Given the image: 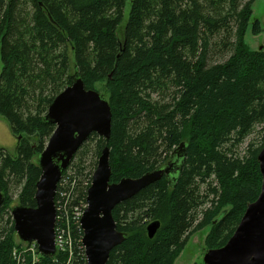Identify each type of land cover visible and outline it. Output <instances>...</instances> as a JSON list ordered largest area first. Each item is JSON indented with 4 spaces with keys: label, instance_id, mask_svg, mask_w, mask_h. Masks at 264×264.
<instances>
[{
    "label": "trees",
    "instance_id": "trees-1",
    "mask_svg": "<svg viewBox=\"0 0 264 264\" xmlns=\"http://www.w3.org/2000/svg\"><path fill=\"white\" fill-rule=\"evenodd\" d=\"M253 1L131 0L125 18L126 0H0V116L16 138L14 155L0 147V264H74L60 252L33 261L9 200L16 189L17 205L35 206L37 157L55 127L43 118L75 74L107 101L111 131L108 140L87 136L54 200L60 192L69 207L86 199L105 146L110 183L171 159L180 165L113 208L125 239L106 264H172L206 226V249L227 242L261 185L264 25L250 23ZM248 25L261 34V49L244 43ZM254 133L259 142L240 153ZM153 221L159 227L150 238Z\"/></svg>",
    "mask_w": 264,
    "mask_h": 264
},
{
    "label": "water",
    "instance_id": "water-1",
    "mask_svg": "<svg viewBox=\"0 0 264 264\" xmlns=\"http://www.w3.org/2000/svg\"><path fill=\"white\" fill-rule=\"evenodd\" d=\"M43 119L55 127L37 157L41 173L35 183V206L15 205L11 216L18 239L23 243L34 242L40 255L52 257L56 252L54 197L57 183L89 134L96 133L108 140L111 111L107 101L97 91L85 89L75 74L72 83L53 98ZM257 161L261 174L258 197L247 204L227 242L222 247L206 249L202 258L204 264H264V146L258 152ZM177 164L178 158L176 163L171 159L138 178H122L110 183L109 149L105 146L101 150L80 220L87 264H106L110 251L125 239V233L116 229L113 208L162 176L178 171L180 165L177 167ZM3 201L4 194L0 191V206ZM158 227V221L150 222L146 226L148 237H153Z\"/></svg>",
    "mask_w": 264,
    "mask_h": 264
},
{
    "label": "rangeland",
    "instance_id": "rangeland-1",
    "mask_svg": "<svg viewBox=\"0 0 264 264\" xmlns=\"http://www.w3.org/2000/svg\"><path fill=\"white\" fill-rule=\"evenodd\" d=\"M131 0H126L125 2V18L126 14L129 11ZM254 20H258L260 25H264V0H254L252 4V15L250 19V23ZM244 43L251 49L257 50L262 46V36L253 35L251 32V26L248 25L245 35H244ZM0 71H1V63H0ZM99 91L104 92L101 84H96L95 86ZM257 131V129H256ZM261 137V136H260ZM259 135L251 134L249 135L243 143H241L238 151L241 153L247 143L251 140H255L256 143L260 140ZM0 147L4 148L9 154L14 155L16 152V138L12 135L11 131L8 128L7 122L0 116ZM89 161V159H87ZM34 161L36 163V156L34 157ZM18 204L17 200V190L13 189L11 191V199L9 200V206L12 208ZM210 230V226H206L203 229L192 233L187 242L182 249L179 256L175 259L172 264H204L203 263V254L206 251V247L204 244L205 237ZM23 251L27 250V245L25 243L21 246ZM31 256L32 254L29 253ZM35 256V255H34Z\"/></svg>",
    "mask_w": 264,
    "mask_h": 264
},
{
    "label": "built area",
    "instance_id": "built-area-1",
    "mask_svg": "<svg viewBox=\"0 0 264 264\" xmlns=\"http://www.w3.org/2000/svg\"><path fill=\"white\" fill-rule=\"evenodd\" d=\"M66 195L63 192L59 193L58 200L56 202V215L54 222V246L56 252L67 253L69 261L72 259L74 264H87L85 249L82 244V229L80 226V220L83 211L86 207V199L77 202V204L69 207L68 204L63 203L62 196ZM69 197V196H68ZM70 209V212H69ZM75 225V233L72 232V225ZM27 250L32 254L33 261L40 255L37 250V246L34 242L25 243ZM20 251L13 249L12 255L19 258ZM35 255V256H34ZM41 256V255H40ZM74 258H77L75 261Z\"/></svg>",
    "mask_w": 264,
    "mask_h": 264
},
{
    "label": "flooded vegetation",
    "instance_id": "flooded-vegetation-1",
    "mask_svg": "<svg viewBox=\"0 0 264 264\" xmlns=\"http://www.w3.org/2000/svg\"><path fill=\"white\" fill-rule=\"evenodd\" d=\"M71 160H72V159H71ZM70 162H71V161H70ZM70 162H69V164H70ZM61 177H62V175H61ZM61 177H60V180H61ZM60 180L58 181L57 186H58ZM56 189H57V187H56ZM55 195H56V192H55ZM58 197H59V193H57V199L54 200V204H55V205H56V202H57V200H58ZM54 199H55V197H54ZM55 211H56V206H55ZM56 213H57V211H56ZM55 215H56V214H55Z\"/></svg>",
    "mask_w": 264,
    "mask_h": 264
},
{
    "label": "crops",
    "instance_id": "crops-1",
    "mask_svg": "<svg viewBox=\"0 0 264 264\" xmlns=\"http://www.w3.org/2000/svg\"><path fill=\"white\" fill-rule=\"evenodd\" d=\"M8 125V124H7ZM8 128H9V126H8ZM9 130H10V128H9Z\"/></svg>",
    "mask_w": 264,
    "mask_h": 264
},
{
    "label": "bare ground",
    "instance_id": "bare-ground-1",
    "mask_svg": "<svg viewBox=\"0 0 264 264\" xmlns=\"http://www.w3.org/2000/svg\"><path fill=\"white\" fill-rule=\"evenodd\" d=\"M56 206V205H55ZM53 258H54V256H53Z\"/></svg>",
    "mask_w": 264,
    "mask_h": 264
}]
</instances>
